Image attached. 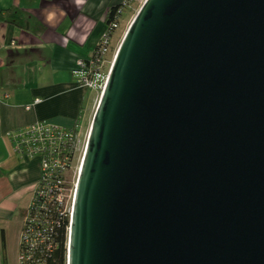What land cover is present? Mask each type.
<instances>
[{"label": "water", "instance_id": "95a60500", "mask_svg": "<svg viewBox=\"0 0 264 264\" xmlns=\"http://www.w3.org/2000/svg\"><path fill=\"white\" fill-rule=\"evenodd\" d=\"M67 264H264V0H145L90 126Z\"/></svg>", "mask_w": 264, "mask_h": 264}, {"label": "crops", "instance_id": "0c3cea01", "mask_svg": "<svg viewBox=\"0 0 264 264\" xmlns=\"http://www.w3.org/2000/svg\"><path fill=\"white\" fill-rule=\"evenodd\" d=\"M123 2L0 0V264H19L24 217L41 179V158L17 152L12 136L36 123L71 129L81 114V140L95 90L79 84L78 64L92 58L109 10Z\"/></svg>", "mask_w": 264, "mask_h": 264}, {"label": "trees", "instance_id": "16d2710c", "mask_svg": "<svg viewBox=\"0 0 264 264\" xmlns=\"http://www.w3.org/2000/svg\"><path fill=\"white\" fill-rule=\"evenodd\" d=\"M124 1L126 4L125 6L123 5L124 3H121L109 10L107 19L108 32L106 34L110 39L111 46L113 35L117 31V29L114 28V25L120 23L124 11L134 10L132 9L133 2L131 0ZM120 11L121 13H119ZM100 48V46L96 48L94 52L95 55ZM106 60L108 59L106 58ZM101 75H97L96 80L101 79ZM80 129L81 114L77 118L76 126L74 128L64 129L67 134H73V138L71 139L68 136H64L63 140L58 143V146L63 148V151L61 152L62 160L64 161L67 157L66 161L68 167L72 166L71 169L69 168V175L77 160L76 143L80 140L78 135ZM67 146L68 149H66ZM56 180L57 181H48L44 180L43 177V179H40L35 192L37 193V191H40L46 194L52 190L50 186L57 184L59 181H63L60 188H67L68 184L72 185L70 178H65V176L61 174L57 176ZM64 182H66V184ZM53 189V193H55L56 188ZM35 192L32 203L27 209L24 217L22 231H24V233L29 237L30 244H27V242L24 241V245H20L19 254L24 253L25 259L22 264H67L70 214H64L65 212L59 208L57 203L52 204L49 201L48 194L44 197L41 195L39 197L35 194ZM34 202H37V207L42 206L44 208L43 211L37 209L34 211Z\"/></svg>", "mask_w": 264, "mask_h": 264}, {"label": "built area", "instance_id": "2783aa9c", "mask_svg": "<svg viewBox=\"0 0 264 264\" xmlns=\"http://www.w3.org/2000/svg\"><path fill=\"white\" fill-rule=\"evenodd\" d=\"M131 1L134 5L136 0ZM123 3V5L125 6V1ZM119 13H121V11ZM114 28L117 29L118 24L114 25ZM106 36L107 34H105L103 40L99 43L98 46H100L101 48L99 49L97 54H94L89 60L80 61L78 64V72L80 74L79 84L85 88L96 89L100 87L98 85V81L96 80V76H100L102 74V70L107 63L106 58L110 53L111 46L110 39L108 38V36ZM102 87L104 88V85ZM40 102V100H36L35 103L37 104ZM65 131L66 130L64 129L48 126L47 124L36 123L25 129L18 130L12 136V142L14 143L17 152L41 158V179H43L44 177V180L57 181L56 178L59 174L64 175L65 178L69 177V171L72 167H68L66 161L67 157L64 161L62 160L61 152L63 151V148L58 146V143L63 140L64 136H68L71 139L74 136L73 134H67ZM66 149H68V146L66 147ZM62 183L63 181H59L57 184L51 185L50 188L52 190H50L46 194L49 195V201L52 204L57 203L59 205V208L65 212L64 214H70L71 222L77 181L73 184L72 187L70 184H68L67 188H60ZM64 183L66 184V182ZM53 188H56L55 193H53ZM35 194H37V196L39 197L40 195L43 197L46 196L45 193H42L40 191H37V193L35 192ZM36 203L37 202H34V211L35 209L43 211L44 208L42 206L37 207ZM20 240V245H24V241H26L27 244H30L29 237L24 233V231H22L21 233ZM24 260V253L19 254V264H22Z\"/></svg>", "mask_w": 264, "mask_h": 264}, {"label": "rangeland", "instance_id": "374dc122", "mask_svg": "<svg viewBox=\"0 0 264 264\" xmlns=\"http://www.w3.org/2000/svg\"><path fill=\"white\" fill-rule=\"evenodd\" d=\"M144 2H145V0H136L133 7H132V9H134L133 11L126 10L123 12V17L121 18V21L118 24L117 31L114 33L113 39L111 41V43H112L111 52L107 56L108 60H107L105 67L102 70V75L100 77L101 79H97L99 86H100V84H102V86L105 85V82L107 80V77L109 75V72H110V69L112 66L113 59H114V57L117 53V50H118V48L122 42V39H123L124 35L126 34V32L129 28L130 24L132 23L134 17L136 16L137 12L139 11L140 7L143 5ZM92 90H95V91L91 95L90 102L87 105V114L88 115H87V119L85 120V123H83L82 132H81V140H79L76 143V148H77L76 159L77 160H76L75 165L73 166V170H71V173L69 175L70 182L72 183L71 187L73 186L74 183H76V181L78 179L79 168L81 165V161L83 159V154H84L85 146L87 143L88 133H89L90 126H91V123L93 121L94 114H95L96 108L98 106L100 97L102 95L103 87L101 89L99 87V88L92 89ZM15 254H13V256L15 255V257L11 256V259L16 261L17 253L15 252ZM17 262H19L18 257H17Z\"/></svg>", "mask_w": 264, "mask_h": 264}]
</instances>
